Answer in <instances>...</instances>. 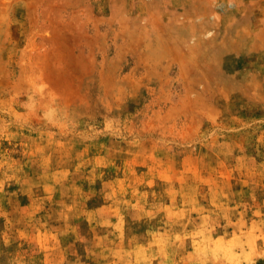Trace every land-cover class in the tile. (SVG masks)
<instances>
[{
  "label": "rangeland",
  "instance_id": "rangeland-1",
  "mask_svg": "<svg viewBox=\"0 0 264 264\" xmlns=\"http://www.w3.org/2000/svg\"><path fill=\"white\" fill-rule=\"evenodd\" d=\"M0 264H264V0H0Z\"/></svg>",
  "mask_w": 264,
  "mask_h": 264
}]
</instances>
